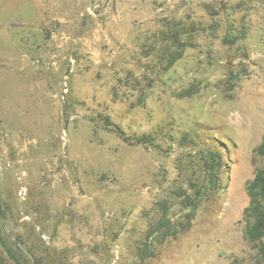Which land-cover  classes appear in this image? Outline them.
<instances>
[{"label":"rangeland","instance_id":"1","mask_svg":"<svg viewBox=\"0 0 264 264\" xmlns=\"http://www.w3.org/2000/svg\"><path fill=\"white\" fill-rule=\"evenodd\" d=\"M105 116L222 150L218 194L144 264H264L243 232L264 162V0H0V198L41 264H136L159 202L184 212L171 191L195 149L130 144Z\"/></svg>","mask_w":264,"mask_h":264},{"label":"trees","instance_id":"2","mask_svg":"<svg viewBox=\"0 0 264 264\" xmlns=\"http://www.w3.org/2000/svg\"><path fill=\"white\" fill-rule=\"evenodd\" d=\"M179 33L181 32L177 29L174 33L163 34L167 37L163 41L168 44L163 57L166 61L165 68L170 67L181 56L184 45L179 40ZM102 121L105 127L117 132L130 144L153 147L161 151L165 150L162 143L170 145L177 141L181 146L195 149L194 152L189 150L186 159V167L191 169L186 181L187 187H177L171 191L179 209L184 212L173 220L168 213L171 204L167 199L161 200L158 217L145 230L142 241L135 246L136 264H144L156 255L158 247L166 240L187 230L200 205L218 194L221 188L222 150L218 142L213 145H208L206 141L200 144L195 136H190L187 132L181 133L178 139L162 129L147 134L127 135L110 122L108 117L105 116ZM255 151L264 156V137ZM246 191L249 205L243 213V232L249 243L256 244L264 238V162L256 168L254 176L247 182ZM9 217L10 208L7 202L0 198V248L3 252L0 255V264H41L36 259L32 243L25 249L22 235L16 234L12 237V233H9L12 232V229L7 227Z\"/></svg>","mask_w":264,"mask_h":264}]
</instances>
